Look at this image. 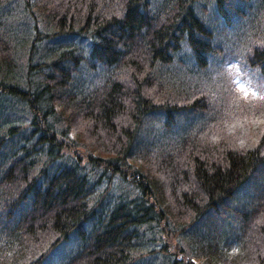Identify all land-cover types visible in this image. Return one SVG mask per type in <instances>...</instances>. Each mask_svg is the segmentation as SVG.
<instances>
[{
    "label": "trees",
    "instance_id": "1",
    "mask_svg": "<svg viewBox=\"0 0 264 264\" xmlns=\"http://www.w3.org/2000/svg\"><path fill=\"white\" fill-rule=\"evenodd\" d=\"M263 25L264 0H0V264H264V95L229 74L264 81Z\"/></svg>",
    "mask_w": 264,
    "mask_h": 264
},
{
    "label": "rangeland",
    "instance_id": "2",
    "mask_svg": "<svg viewBox=\"0 0 264 264\" xmlns=\"http://www.w3.org/2000/svg\"><path fill=\"white\" fill-rule=\"evenodd\" d=\"M4 22L5 25H10L12 23L10 18L5 19ZM263 27L264 25L261 28L263 29ZM229 74L232 76V81L235 82V83L233 82L234 85L241 89V91L239 92L248 93V94L251 93L250 95L252 96H255L257 94L264 95V81L256 83L253 79H251L249 75L247 74H245L244 76L240 75L239 66L233 67V69L230 70Z\"/></svg>",
    "mask_w": 264,
    "mask_h": 264
},
{
    "label": "snow or ice",
    "instance_id": "3",
    "mask_svg": "<svg viewBox=\"0 0 264 264\" xmlns=\"http://www.w3.org/2000/svg\"><path fill=\"white\" fill-rule=\"evenodd\" d=\"M243 90V89H242Z\"/></svg>",
    "mask_w": 264,
    "mask_h": 264
}]
</instances>
